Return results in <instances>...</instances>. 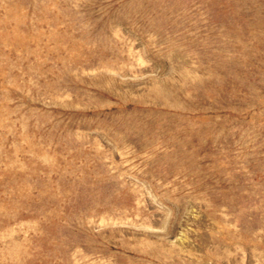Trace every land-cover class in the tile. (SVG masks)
Listing matches in <instances>:
<instances>
[{
	"label": "rangeland",
	"instance_id": "rangeland-1",
	"mask_svg": "<svg viewBox=\"0 0 264 264\" xmlns=\"http://www.w3.org/2000/svg\"><path fill=\"white\" fill-rule=\"evenodd\" d=\"M0 264H264V0H0Z\"/></svg>",
	"mask_w": 264,
	"mask_h": 264
}]
</instances>
